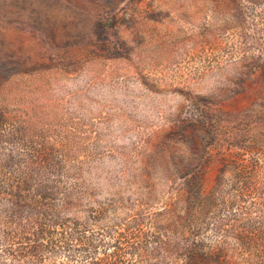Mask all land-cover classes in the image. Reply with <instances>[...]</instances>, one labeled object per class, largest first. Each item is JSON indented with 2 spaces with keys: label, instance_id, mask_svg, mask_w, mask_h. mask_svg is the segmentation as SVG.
Wrapping results in <instances>:
<instances>
[{
  "label": "rangeland",
  "instance_id": "374dc122",
  "mask_svg": "<svg viewBox=\"0 0 264 264\" xmlns=\"http://www.w3.org/2000/svg\"><path fill=\"white\" fill-rule=\"evenodd\" d=\"M33 153L99 257L181 264L191 186L264 165V0H0V173Z\"/></svg>",
  "mask_w": 264,
  "mask_h": 264
},
{
  "label": "trees",
  "instance_id": "16d2710c",
  "mask_svg": "<svg viewBox=\"0 0 264 264\" xmlns=\"http://www.w3.org/2000/svg\"><path fill=\"white\" fill-rule=\"evenodd\" d=\"M16 157L10 155L7 168L0 173V264H73L70 261L76 254L85 264H118V245L99 257L98 244L77 234L83 223L66 216L74 205L73 190H63L53 179L49 182L60 176L61 169L44 167L41 153L19 161ZM223 160L232 167L224 196L219 199L216 192L204 193L203 185L191 186L199 196L196 212L186 216V224L192 222L194 231L175 234L186 241L183 247L164 248L181 258V264H264V165L255 157L246 160L234 155ZM59 191L67 193L57 206ZM209 236L218 241L207 243ZM61 254H69L66 261H58Z\"/></svg>",
  "mask_w": 264,
  "mask_h": 264
}]
</instances>
